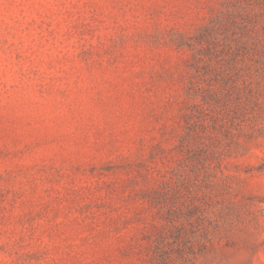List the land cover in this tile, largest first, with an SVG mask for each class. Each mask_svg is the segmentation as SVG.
<instances>
[{
	"label": "rangeland",
	"instance_id": "1",
	"mask_svg": "<svg viewBox=\"0 0 264 264\" xmlns=\"http://www.w3.org/2000/svg\"><path fill=\"white\" fill-rule=\"evenodd\" d=\"M0 264H264V0H0Z\"/></svg>",
	"mask_w": 264,
	"mask_h": 264
},
{
	"label": "trees",
	"instance_id": "2",
	"mask_svg": "<svg viewBox=\"0 0 264 264\" xmlns=\"http://www.w3.org/2000/svg\"><path fill=\"white\" fill-rule=\"evenodd\" d=\"M207 34L204 35V38L202 40H199L198 42L204 41V39H206L208 36H206ZM199 39H200V35H199ZM189 94L190 95H196L198 93L197 88L193 85L191 86L190 90H189ZM211 109V108H210ZM209 109V105H208V101L206 100V98L202 99L201 103H194L191 107V112L187 114L186 118H187V124L188 126V131L187 133H191L193 131V126H194V122L195 119H198V121L204 122L205 120H207V114L205 112L208 113V111H210Z\"/></svg>",
	"mask_w": 264,
	"mask_h": 264
}]
</instances>
